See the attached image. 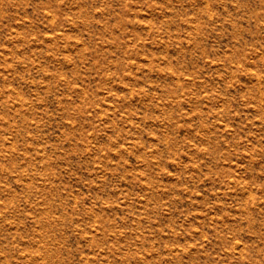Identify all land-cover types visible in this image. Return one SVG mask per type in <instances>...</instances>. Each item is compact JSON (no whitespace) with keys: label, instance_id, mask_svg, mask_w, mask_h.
<instances>
[{"label":"rangeland","instance_id":"obj_1","mask_svg":"<svg viewBox=\"0 0 264 264\" xmlns=\"http://www.w3.org/2000/svg\"><path fill=\"white\" fill-rule=\"evenodd\" d=\"M0 264H264V0H0Z\"/></svg>","mask_w":264,"mask_h":264}]
</instances>
